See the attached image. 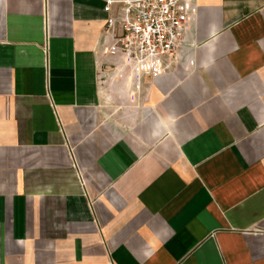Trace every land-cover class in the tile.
Returning a JSON list of instances; mask_svg holds the SVG:
<instances>
[{"label": "crops", "instance_id": "1", "mask_svg": "<svg viewBox=\"0 0 264 264\" xmlns=\"http://www.w3.org/2000/svg\"><path fill=\"white\" fill-rule=\"evenodd\" d=\"M105 6L0 0V264H264V0H197L138 81Z\"/></svg>", "mask_w": 264, "mask_h": 264}, {"label": "built area", "instance_id": "2", "mask_svg": "<svg viewBox=\"0 0 264 264\" xmlns=\"http://www.w3.org/2000/svg\"><path fill=\"white\" fill-rule=\"evenodd\" d=\"M196 1L106 0L104 11L109 18L103 35L107 54L118 61L115 70L134 74L135 81L140 76H161L186 50V34ZM115 4L119 7L112 14ZM43 49L47 56L48 32ZM73 167L76 169L77 165L73 163ZM79 177L83 181L80 172ZM81 184L85 187L84 182Z\"/></svg>", "mask_w": 264, "mask_h": 264}, {"label": "rangeland", "instance_id": "3", "mask_svg": "<svg viewBox=\"0 0 264 264\" xmlns=\"http://www.w3.org/2000/svg\"><path fill=\"white\" fill-rule=\"evenodd\" d=\"M120 76H121V77L124 76V78L121 79L122 81H124V80H127L129 76L131 77V79H133V77H134L135 75H134V74H131V73H129V72H127V73H123V72L120 73V72H119V73L117 74V77L120 78ZM136 79L139 80L138 77H136ZM134 80H135V79H134ZM135 87H138V86H134V89H135ZM110 94L112 95L113 93H110ZM113 96H114V98L108 102L107 106H109V108H110V112H111V113H116V112H118L120 109L123 108V104H122V102L120 101V99H119V97H118L119 95H117V94H113Z\"/></svg>", "mask_w": 264, "mask_h": 264}]
</instances>
